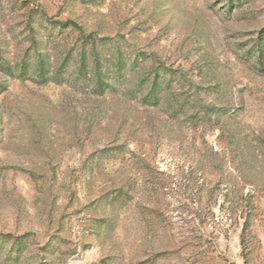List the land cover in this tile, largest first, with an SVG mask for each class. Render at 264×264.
I'll list each match as a JSON object with an SVG mask.
<instances>
[{"label":"rangeland","instance_id":"1","mask_svg":"<svg viewBox=\"0 0 264 264\" xmlns=\"http://www.w3.org/2000/svg\"><path fill=\"white\" fill-rule=\"evenodd\" d=\"M0 264H264V0H0Z\"/></svg>","mask_w":264,"mask_h":264}]
</instances>
